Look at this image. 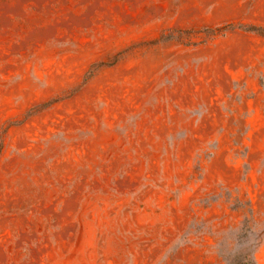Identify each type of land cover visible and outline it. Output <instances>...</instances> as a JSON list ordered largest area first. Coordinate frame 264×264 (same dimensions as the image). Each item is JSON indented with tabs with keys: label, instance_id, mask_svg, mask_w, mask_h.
<instances>
[{
	"label": "rangeland",
	"instance_id": "obj_1",
	"mask_svg": "<svg viewBox=\"0 0 264 264\" xmlns=\"http://www.w3.org/2000/svg\"><path fill=\"white\" fill-rule=\"evenodd\" d=\"M0 264H264V0H0Z\"/></svg>",
	"mask_w": 264,
	"mask_h": 264
}]
</instances>
